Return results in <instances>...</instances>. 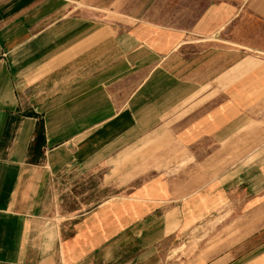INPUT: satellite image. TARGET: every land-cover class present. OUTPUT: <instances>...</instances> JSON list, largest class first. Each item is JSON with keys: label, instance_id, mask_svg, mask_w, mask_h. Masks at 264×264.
Segmentation results:
<instances>
[{"label": "crops", "instance_id": "1", "mask_svg": "<svg viewBox=\"0 0 264 264\" xmlns=\"http://www.w3.org/2000/svg\"><path fill=\"white\" fill-rule=\"evenodd\" d=\"M243 129L264 144V0H0V264L151 248L228 195L245 255L189 264H264V150L230 187L203 151Z\"/></svg>", "mask_w": 264, "mask_h": 264}, {"label": "rangeland", "instance_id": "2", "mask_svg": "<svg viewBox=\"0 0 264 264\" xmlns=\"http://www.w3.org/2000/svg\"><path fill=\"white\" fill-rule=\"evenodd\" d=\"M109 18L119 19L117 16ZM245 133V129L239 132L237 140L234 138L233 144L229 143L231 139L228 138L221 146L213 147V144H206L203 149L206 156L213 153L214 149L218 150L221 160H207V173L212 174L214 169L219 168L220 165L223 173V185H227V187H230V181L234 182L238 179L231 177L228 169L250 162L256 154L264 150V144L260 143L261 137L254 138L255 144H248ZM195 163L197 162L191 161V164ZM210 177L213 176H207V178ZM241 182L240 185L245 183L244 178ZM241 190V187H238V192ZM244 196L241 195L238 200L230 198L229 195L228 198L223 196L225 199L222 200L221 206L218 208L211 209L203 215L192 213L191 215L195 216L190 219L188 226L183 224L171 226L172 231L163 237L159 236L151 248L146 247L144 242L141 245L134 238L120 240L111 247L109 258L96 256L92 262L89 261L86 264H189L198 260L199 255H202L204 260V256L209 259L208 256L211 255L228 254L231 246L237 248L238 257L244 256L247 251L245 240L236 242L233 239L236 235L238 238L244 236L247 227L246 218L252 215L253 210L247 209L246 201H243ZM256 210L254 209V211ZM165 212V209L159 208L158 216ZM172 215L173 213L170 214V217ZM158 229L160 235V226ZM156 234L158 235L157 231Z\"/></svg>", "mask_w": 264, "mask_h": 264}, {"label": "trees", "instance_id": "3", "mask_svg": "<svg viewBox=\"0 0 264 264\" xmlns=\"http://www.w3.org/2000/svg\"><path fill=\"white\" fill-rule=\"evenodd\" d=\"M44 125L43 124H39L38 125V133L36 136V141L34 144H32L31 146V152H35V150L38 149L39 147V142H41L44 139Z\"/></svg>", "mask_w": 264, "mask_h": 264}]
</instances>
